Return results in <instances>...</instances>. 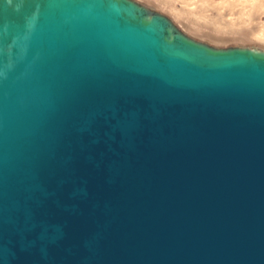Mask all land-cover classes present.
<instances>
[{
  "label": "water",
  "instance_id": "1",
  "mask_svg": "<svg viewBox=\"0 0 264 264\" xmlns=\"http://www.w3.org/2000/svg\"><path fill=\"white\" fill-rule=\"evenodd\" d=\"M0 264H264V50L0 0Z\"/></svg>",
  "mask_w": 264,
  "mask_h": 264
},
{
  "label": "rangeland",
  "instance_id": "2",
  "mask_svg": "<svg viewBox=\"0 0 264 264\" xmlns=\"http://www.w3.org/2000/svg\"><path fill=\"white\" fill-rule=\"evenodd\" d=\"M215 48L264 50V0H135Z\"/></svg>",
  "mask_w": 264,
  "mask_h": 264
},
{
  "label": "clouds",
  "instance_id": "3",
  "mask_svg": "<svg viewBox=\"0 0 264 264\" xmlns=\"http://www.w3.org/2000/svg\"><path fill=\"white\" fill-rule=\"evenodd\" d=\"M19 6H20V5H19V4H17V8H19Z\"/></svg>",
  "mask_w": 264,
  "mask_h": 264
}]
</instances>
